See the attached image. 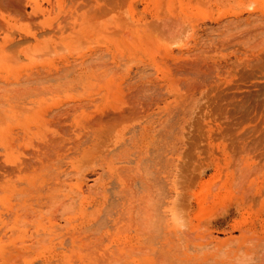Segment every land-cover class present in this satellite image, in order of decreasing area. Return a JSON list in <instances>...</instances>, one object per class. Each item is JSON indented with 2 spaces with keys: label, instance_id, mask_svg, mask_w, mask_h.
Wrapping results in <instances>:
<instances>
[{
  "label": "rangeland",
  "instance_id": "1",
  "mask_svg": "<svg viewBox=\"0 0 264 264\" xmlns=\"http://www.w3.org/2000/svg\"><path fill=\"white\" fill-rule=\"evenodd\" d=\"M263 12L264 0H0V183L6 182L7 185L14 187L15 193L18 189L21 190V186L25 189L23 182L28 176L25 170H27L26 166L32 163V152L35 151L38 143L33 135L40 121L47 122L46 119H48V126L52 127L58 126V120H64L69 125L68 127L71 124V130H76L80 124H85V121L87 123L101 116V110L109 112L110 106L116 103L119 108H127L138 95L137 90L144 87L143 89H147L143 90L146 94H140V89L141 97L142 95L145 98L146 95L149 98L156 96L150 111L152 115L149 120L153 122L152 124L155 125L159 123V119H163L164 115H160L163 114V107L176 109L172 111V134L176 158L174 159L178 163L175 162V166L179 165L178 169L175 167V170L181 172V174L175 172L177 173L176 179H179L178 185L185 179H189L190 183L189 181L188 183L194 185L201 170L205 168L200 178L201 182L203 184L210 180L215 182L213 184L210 181L211 185L209 184L214 191L209 186H206L211 189L209 191L204 186H202L203 190L199 185L194 188L197 193L196 197L191 199L192 211L188 218L190 225L188 223L185 225L187 221V219L184 220L185 211L180 209V206L181 211L178 207L175 208L176 212L174 210L173 213L176 214L173 217L171 214L168 215L171 212H165L170 224L169 229L166 230L169 231L168 234L171 232L170 234L174 237L180 232L187 233L188 245L184 244V249L179 251L180 263L182 264L183 260V264L187 261L190 264H199L201 261L200 264H203L204 253L209 252L215 246L221 247L223 243V245L233 243L232 239L238 238L241 235L240 231H245L244 227L249 228L250 233L253 229L257 233L261 231L259 235L256 234L258 237L254 235L253 238H264L262 234L264 233V179L263 183H258L257 197L254 196L258 200V195L261 194L260 203L256 200L257 203L254 202L253 205L250 203L252 206L249 204L239 211L233 208L234 205L232 206L234 194L233 197L232 194L230 195L232 198L229 193L221 192L217 196L213 194L217 183L219 184L222 181L221 178H224L223 175L226 172L224 166L226 165L223 163L226 160L230 163H235L240 159L238 163L244 160L251 161L254 165L264 164V161L261 162L264 160ZM260 24H263V27L258 28ZM259 42L262 43L259 44ZM250 45L254 46L253 49ZM198 53L203 57L196 55ZM195 55L200 59L194 57ZM189 77L192 78V82ZM200 88L205 91L200 93L202 90ZM198 94H201V98ZM67 103L78 104L77 107L87 105L86 108L81 109L86 110V114H82L86 116L80 115L72 122L66 120L68 118H66L65 111L69 106ZM96 103H100L98 109L94 108ZM107 103H111L110 106ZM56 105L59 109L67 105L63 111L65 116L61 113L62 118H54L49 112L56 110ZM37 106L41 109L39 110ZM158 107H162L161 110ZM127 121L120 124L118 132L105 130L106 136L105 134L99 136L100 142L96 144H98L97 148L100 145L102 149L98 148V152L97 149L95 150L97 156L90 159L91 165L85 164L82 169L84 177L78 180L80 182L74 180L75 175L69 179V172L72 176L74 171L68 163L62 165L60 170L68 169V172L64 171V174L68 173L66 180L76 189V193L71 195L80 197V194H77L81 190L84 192L85 198L82 204L78 202V198H74L72 207L74 210L67 212L63 209L61 212L60 209H56L48 215V211L41 208L43 213L46 212V217L40 220L38 226L33 221L34 215L31 209V212L29 209L27 211L19 209L18 194L16 198L15 195L10 196V194L5 198L1 197L0 190V264H157L155 258L158 250L156 249L160 248L157 244L161 245V243H153L152 245L156 246L154 249L152 247V251L151 248L150 251L144 250L141 241L136 238L135 228L124 225L123 227L120 224L127 223L128 212L130 214L129 207L127 210V198L132 194L130 189H126L127 183H124L125 181L120 177L124 178L126 173H130V167H136L139 154L136 153L138 149L131 144V138L134 135L137 136L142 127H146V121L145 124L142 121L141 128L135 124L136 127L133 130L128 129L132 127V123L130 120ZM163 121L157 124L158 126L155 125V129H159ZM152 124L147 126L153 129L155 126ZM70 133L67 132V135ZM71 135L74 136L72 133ZM114 140L117 141L116 144L113 143ZM110 150H114V153L119 152V156L116 154L117 158L113 155L116 159H111V161L114 160L113 163L109 161L112 157ZM121 150L124 151L122 155ZM147 153L150 151L148 150ZM177 153L180 155L177 156ZM246 153L249 155L246 156ZM99 156L100 158L110 156L109 159L106 157L109 164L103 160L105 157L102 158L105 163L101 159L98 160L104 163L102 168L105 169L103 171L105 174L100 172L101 163H95ZM214 164L219 166L217 172ZM97 165L100 166V170ZM127 169L129 171L125 172L124 170ZM96 174L102 176V179L99 178L96 181ZM126 177L129 178V175ZM94 180L96 184H93ZM51 181L52 179L47 178L44 183ZM118 181H121L123 187L125 184L124 190ZM100 182L104 184L105 192L102 191L95 196L96 201L94 202V199L90 198L88 186L90 185L92 189L96 185L95 188H97ZM133 183L130 186L138 194L139 183L137 181ZM133 203H128V205ZM33 204V207L38 206L34 202ZM10 205L13 208L18 207L19 211L16 209L18 213L12 212L13 215H10ZM95 210H99V213L96 214ZM95 217V221H99L96 225L99 227L96 234L97 239L89 241L84 239L83 229L88 226L89 220ZM90 222H92L91 225L96 223L93 220ZM117 225L119 228L115 229ZM51 231H54L53 235ZM38 232L39 234L36 235ZM256 232L249 234V237ZM248 233H246L247 236ZM66 235H68L67 238ZM37 238L39 239L36 240ZM40 239L43 241H39ZM200 247L204 249H198ZM196 249L202 250L201 253L198 254L200 251L196 253ZM138 250L139 255L138 252L136 253ZM153 250H156L154 251L155 256ZM195 254L201 257L197 263L193 258Z\"/></svg>",
  "mask_w": 264,
  "mask_h": 264
},
{
  "label": "bare ground",
  "instance_id": "2",
  "mask_svg": "<svg viewBox=\"0 0 264 264\" xmlns=\"http://www.w3.org/2000/svg\"><path fill=\"white\" fill-rule=\"evenodd\" d=\"M117 1V0H116ZM124 2V1H123ZM262 3V2H261ZM88 4V3H87ZM115 4V3H114ZM91 5V4H90ZM263 6V4H261ZM260 5V6H261ZM85 6V5H84ZM261 6V7H262ZM87 10V9H86ZM91 11V10H90ZM93 11V10H92ZM88 12V11H87ZM264 13V12H263ZM93 14V13H92ZM255 15V14H253ZM95 17V16H94ZM250 17V16H249ZM79 18V17H77ZM256 18V17H255ZM254 18V19H255ZM259 18V17H257ZM77 20V19H75ZM260 21V20H259ZM258 22V21H257ZM257 22H256V27H257ZM255 23V22H254ZM260 23V22H258ZM263 23V22H262ZM172 26V25H171ZM177 26V24H176ZM175 26V27H176ZM207 26V25H206ZM224 26V25H223ZM226 26V25H225ZM259 26H262L263 27V24L261 25H258V28ZM170 27V26H169ZM180 27V25H179ZM235 27V26H234ZM228 28V27H227ZM174 29V28H173ZM179 29V28H178ZM211 29V28H210ZM226 29V28H225ZM171 30V29H170ZM212 30V29H211ZM260 30V29H259ZM167 31V30H166ZM161 32V31H160ZM179 32V31H178ZM147 33V32H145ZM165 33V32H164ZM176 33V32H175ZM233 34V33H232ZM241 34V33H240ZM126 35V34H124ZM242 35V34H241ZM177 37V35H176ZM224 37V36H223ZM233 37V36H232ZM131 38V37H130ZM222 38V37H221ZM229 38V37H228ZM247 38V37H246ZM171 39V38H170ZM238 41V40H237ZM224 42V41H223ZM230 42V41H229ZM228 42V43H229ZM257 42V41H255ZM254 42V43H255ZM234 43V42H233ZM245 43V42H244ZM262 43V42H259V44ZM204 44V43H203ZM230 44V43H229ZM228 44V45H229ZM246 44V43H245ZM257 44V43H256ZM233 45V44H232ZM255 45V44H254ZM20 46V45H18ZM17 46V47H18ZM198 46V45H197ZM245 46V45H244ZM252 46V49H253V45H250ZM256 46V45H255ZM211 47V46H210ZM193 48V47H192ZM206 48V47H205ZM251 48V47H250ZM256 48V47H255ZM4 49V48H3ZM251 49V50H252ZM10 50V49H8ZM201 51H203L202 49H200ZM6 51V50H5ZM197 51V50H196ZM200 51V52H201ZM209 51V50H208ZM8 52V51H7ZM199 52V53H200ZM206 52V51H205ZM186 53V52H185ZM197 53V52H196ZM196 54V55H199ZM99 54V53H97ZM193 54V53H192ZM96 55V54H95ZM191 55V54H190ZM194 55V54H193ZM192 55V56H193ZM196 55L194 57H196ZM100 56V54H99ZM112 56V55H111ZM110 56V57H111ZM210 56V55H209ZM101 57V56H100ZM134 57V56H133ZM172 57V56H171ZM193 57V58H194ZM198 57V56H197ZM196 57V58H197ZM199 57H201V54L199 55ZM198 57V58H199ZM203 57V56H202ZM201 57V58H202ZM90 58V57H89ZM97 58V57H96ZM103 58V57H102ZM101 58V59H102ZM192 58V59H193ZM101 59H99L100 61H102ZM200 59V58H199ZM207 59V58H206ZM98 60V59H97ZM97 60H94V62H96ZM195 61V59H193ZM205 60V58L203 59ZM91 61V60H89ZM191 61V60H189ZM193 61V62H194ZM94 62H92L93 64H95ZM196 62H198L196 60ZM97 64L99 62H96ZM104 63V62H103ZM84 64H85V61H84ZM87 64V63H86ZM100 64V63H99ZM165 64V63H164ZM79 65V64H78ZM77 65V66H78ZM82 65V64H81ZM88 66L91 65V62H90V65L89 63L87 64ZM105 65V64H104ZM103 65V66H104ZM168 65V64H167ZM166 65V66H167ZM179 65V64H178ZM195 65V64H194ZM199 65V64H198ZM86 66V65H85ZM102 66V67H103ZM74 67V66H73ZM76 67V66H75ZM74 67V68H75ZM92 67V66H91ZM107 67V66H106ZM150 67V66H149ZM188 67V66H187ZM190 67V66H189ZM95 68V67H94ZM99 68V67H98ZM101 68V66H100ZM110 68V67H109ZM178 68V67H177ZM197 68V67H196ZM194 68V69H196ZM102 69V68H101ZM169 69V68H168ZM73 70V69H72ZM198 70V69H197ZM87 71V70H86ZM108 71V70H107ZM194 71V70H193ZM202 71V70H200ZM106 72V71H105ZM191 72V71H190ZM65 73V72H64ZM101 73V72H99ZM169 74V73H168ZM171 74V73H170ZM197 74V73H196ZM102 75V74H101ZM173 75V74H171ZM40 76V75H39ZM42 76V74H41ZM180 76V75H179ZM184 76V75H183ZM36 77V76H35ZM104 78V77H103ZM185 78V77H183ZM97 79V78H96ZM171 79V78H170ZM190 79V77H189ZM192 79V78H191ZM190 79V81L192 82V80ZM104 80V79H103ZM158 80V79H157ZM26 81V80H25ZM99 81V80H98ZM189 81V82H190ZM195 81V80H194ZM104 82V81H103ZM179 82V81H178ZM182 82V81H181ZM187 82V83H189ZM196 82V81H195ZM185 83V82H183ZM186 83V84H187ZM194 83V82H193ZM197 83V82H196ZM218 83V82H217ZM23 84V83H22ZM143 84V83H142ZM178 84V83H177ZM1 85V84H0ZM135 85V83H134ZM192 85V84H190ZM200 85V84H198ZM216 85V84H215ZM117 86V85H116ZM119 86V85H118ZM122 86V85H120ZM146 86V85H145ZM3 87V86H1ZM9 87V86H8ZM12 87V86H11ZM155 87V85H154ZM188 87V85H187ZM26 88V87H25ZM36 88V87H35ZM118 88V87H117ZM134 88V86H133ZM144 88V87H143ZM141 89V88H136V90L138 91V95H136V98L134 97V101L132 100V102L129 103V105L127 106L125 104V101H124V104L127 106V108H119L116 106V104H112L113 106H110L111 103H107V105L110 106L111 110L108 112V110H101V116H99L98 118L94 119V120H91L89 122L86 123L85 121V124H80L78 126V128H76V130H71L70 128L72 127L71 124L69 123V121L71 120V122L73 120H76L74 118H77L78 119V116L82 115L85 113L84 110H81L82 107H85L86 106L82 105V106H78L79 102L77 105H71V103H67L69 106L67 105H63L61 107V109H59V107H57L56 105V110H51L49 111L52 115V117H61L64 115V112L65 111V106H67V112L65 111V115L67 116L66 120H69L67 121V123L70 124V127H68L69 125L66 124V122L64 120H58V126H48L49 123L48 122V119L46 124L45 122L42 120L38 123V127H37V130H35L34 132V135L33 137H35L38 141L37 145L35 146V151L32 152V163L29 164L28 163V160L27 163L29 165H27L25 171H27L28 173V176H26L24 178V184H25V189H22L23 186H21V190H17L16 193H15V188L10 185H7L6 182H2L0 183V190H1V197H5L8 196V194H10V196H14L15 198L17 196H19V209L20 210H23L25 209V211H27V209H31L32 210V214L34 215V218L32 216V219L36 225H40V220L43 218H45V213L48 211V215L50 213H52V211H56V209H60L61 212L62 210L64 209L67 210V212L69 210L72 209L73 207V203H74V198H78V202L80 204L83 203V198H85L83 196V193L82 190L80 193H78L77 195L80 194V197H77V196H73L71 195L72 193H76V189H74L75 187H72V184L68 183L66 179H69L71 177H73L74 175V178L76 177V179H74L76 182L78 180H80L83 176V167L85 166V164L87 165H91L90 163L92 162L90 159H94L95 156H97V152H98V148L102 149L99 145V147L97 148L98 144H96V142L99 141V136L105 134L106 136V131L107 132H118L119 130V126L120 124H124V122H126L127 120L132 123V127H128V129H134V127L136 126H141L142 125V121L144 122L145 124V121H146V127H140L141 129L138 131L137 133V136L134 135L132 136L133 138H131V144L133 146H135L138 150L136 151L137 154H139V157L137 158V162L135 164V168H129L130 170V173H126V175L124 176H121L120 178L123 179V181H125L124 183H127L126 185L129 187H126L125 184H124V187L122 185V183H120V185H122L121 187L123 188V190L125 189H130L132 191V194L129 196V198H127V210H128V207H129V210H130V214L128 212V215L127 216V223H120L122 226H132L133 228H135V231H137V234H136V238L141 241L140 245L145 249H150L152 251V247L154 249V246L156 245H152L153 243L156 244L157 242L161 243V245H158L160 248L156 249L158 250L157 251V256H156V262L157 264H181L180 263V259H178L179 257V251H181V249H184V244L186 245L187 244V233H181L180 234H175V236L173 237V235H171L170 233L168 234V232L166 230L169 229L170 227V224L167 220V214L165 212L169 211L171 213H168L171 214V216L173 217L176 213H173L174 210L176 212V209L178 207V210H180L181 208L183 209V211H185V221L187 219V221L185 222L187 225V223L190 225V223L188 222V218H189V215H190V211H192V201L191 199H193L194 197H196V189H194L195 187H197L198 185L201 186L200 189H202L206 186H209V184L213 181H206L204 184L201 182V176L202 174H204L205 172V169H202L200 174H199V177L197 178V180L195 181L194 185H190V181L189 179H185L182 181V183L180 185H178V180L179 179H176L177 177V173L175 172H178V170L176 171L175 169L177 168V166H175V162L176 164L177 163V160H175V155H174V141H173V117H172V111L176 110H171L170 108H167V107H163V114H160V115H164L163 119H159V123L157 124H160L162 123L161 121H163V124L159 125V129H155L157 124H152L153 122H150L149 118L151 117V105L153 107L154 105V98L156 97H152L149 96L147 97L146 95V98L144 97V95L146 94V90L147 89ZM159 88V87H158ZM195 88V87H193ZM197 88V86H196ZM206 88V87H205ZM209 88V87H208ZM12 89V88H11ZM14 89V88H13ZM120 89V88H119ZM132 89V88H131ZM141 89V92L140 91V94L144 93V95H141L139 94V90ZM202 89V88H200ZM200 89H198L200 91ZM207 89V88H206ZM189 90V89H187ZM194 90V89H193ZM192 90V92H193ZM115 91V90H113ZM119 91V90H118ZM129 91V90H128ZM195 91V90H194ZM204 92L205 90H201V92ZM117 92V91H116ZM148 92V91H147ZM191 92V91H190ZM191 92V94H192ZM199 93V92H198ZM190 94V95H191ZM204 95V93H202ZM151 95V94H150ZM199 95V98L201 94H198ZM129 96V95H128ZM127 96V97H128ZM138 96V97H137ZM141 97V98H139ZM144 97V98H143ZM104 98V97H103ZM133 98V97H132ZM192 98V97H190ZM198 98V99H199ZM124 99V98H122ZM139 99V100H138ZM154 99V100H153ZM193 99V98H192ZM205 99V98H203ZM111 100V99H109ZM157 100V99H156ZM161 100V99H159ZM157 100V101H159ZM185 100V99H184ZM187 100V99H186ZM206 100V99H205ZM182 101V100H181ZM191 101V100H189ZM196 101V100H195ZM194 101V102H195ZM228 101V100H227ZM231 101V100H230ZM86 102V101H85ZM84 102V103H85ZM111 102V101H110ZM163 102L165 103V101L163 100ZM193 102V101H192ZM202 102V101H201ZM45 103V102H44ZM43 103V104H44ZM114 103V102H113ZM186 103V102H185ZM62 104V103H61ZM66 104V103H65ZM88 104V103H87ZM91 104L93 105V103L91 102ZM97 105L94 107L96 109H98V107L100 106V103H96ZM170 105V103H168ZM183 103H181L182 105ZM191 104V103H190ZM194 105V103H192ZM196 104V103H195ZM95 105V104H94ZM103 105V104H102ZM125 106V107H126ZM159 106V105H158ZM177 106V105H176ZM192 106V105H191ZM189 106V108L191 107ZM195 106V105H194ZM38 107V106H37ZM41 107V106H40ZM47 107V106H46ZM45 107V108H46ZM49 107V106H48ZM47 107V108H48ZM64 107V108H63ZM103 107V106H102ZM101 107V108H102ZM160 107V106H159ZM158 107V108H159ZM161 107V108H162ZM197 107V106H196ZM44 108V107H43ZM50 108V107H49ZM48 108V109H49ZM55 108V107H54ZM83 108V109H85ZM104 108V107H103ZM107 108V106H106ZM161 108H159L161 110ZM172 108V107H171ZM175 108V107H174ZM180 108V107H179ZM188 108V109H189ZM193 108V107H192ZM38 109L40 110L41 108L38 107ZM48 109H45L46 111ZM51 109V108H50ZM93 109V108H92ZM195 109V108H194ZM2 110V109H1ZM100 110V109H99ZM179 110V109H178ZM185 110H187L185 108ZM191 110V109H189ZM193 110V109H192ZM191 110V111H192ZM196 110V109H195ZM6 111V110H4ZM3 111V112H4ZM42 111V110H41ZM91 111V110H90ZM154 111V110H153ZM152 111V113H153ZM182 111V110H180ZM23 112V111H22ZM44 112V111H43ZM88 112V111H87ZM94 112V111H93ZM150 112V113H149ZM187 112V111H186ZM203 112V111H202ZM201 112V113H202ZM207 112V111H206ZM61 113L63 115H61ZM89 113V112H88ZM191 113V112H190ZM45 114V113H44ZM43 114V115H44ZM86 114V113H85ZM91 114V113H89ZM93 114V113H92ZM98 114V113H97ZM96 114V115H97ZM188 114V113H187ZM206 115V113H204ZM64 115V116H65ZM159 115V113H158ZM192 115V114H191ZM3 116V115H2ZM84 116V115H82ZM86 116V115H85ZM84 116V117H85ZM89 116V115H87ZM93 116V115H92ZM155 116V115H154ZM51 117V118H52ZM84 117H82L84 119ZM106 117V118H104ZM65 118V117H64ZM104 118V119H103ZM145 118V119H144ZM189 118V117H188ZM44 119V120H45ZM106 119V121H105ZM143 119V120H142ZM158 119V118H157ZM183 119V118H182ZM53 120V119H52ZM51 120V121H52ZM142 120V121H141ZM148 120V121H147ZM56 121V120H55ZM79 121V120H78ZM81 121V120H80ZM79 121V122H80ZM83 121V120H82ZM127 121V122H128ZM54 122V121H53ZM52 122V124H53ZM57 122V121H56ZM77 121H75L76 123ZM141 122V123H140ZM183 122V121H182ZM73 123V124H75ZM130 125V123H128ZM136 124V126H135ZM143 124V125H144ZM153 125L155 127L150 128V126H147V125ZM77 125H78V122H77ZM158 126V125H157ZM69 128V130H68ZM74 128V127H73ZM158 128V127H157ZM172 128V129H171ZM110 129V130H108ZM121 129V128H120ZM127 129V128H126ZM127 129V130H128ZM68 130V131H67ZM114 130V131H113ZM105 131V133H104ZM67 132H71L74 136L71 135V133L69 135H67ZM77 132V134H76ZM129 133V132H128ZM109 134V133H108ZM107 134V135H108ZM123 133H121L122 135ZM67 135V137H66ZM115 135V133L113 134ZM120 135L121 137V140L123 139L122 136ZM69 136V137H68ZM72 136V137H70ZM111 136V134L109 135ZM108 137V136H107ZM118 137V136H117ZM119 137V138H120ZM124 137V136H123ZM111 138V137H110ZM15 140V139H14ZM104 141V139H103ZM108 141L109 138H108ZM120 141V139H119ZM179 141V140H178ZM100 142V141H99ZM98 142V143H99ZM111 142V141H110ZM14 143V142H13ZM103 144V142H101ZM106 143V141H105ZM114 144L117 143L116 140L113 141ZM68 147H67V145ZM119 144V143H118ZM107 145V144H106ZM122 145V144H121ZM110 146V145H109ZM108 146V147H109ZM176 146V144H175ZM103 147V146H102ZM117 147V146H116ZM134 147V149H136ZM149 147V148H148ZM104 148H105V145H104ZM123 148V147H121ZM97 149V152L95 154V150ZM107 150V149H106ZM115 150V149H114ZM113 150V151H114ZM149 150L150 153H147V151ZM64 151V152H63ZM112 150L109 151V153L112 155V157L110 156H106L107 158L110 157L109 161L110 162H114V160H116L113 155H115V157L118 155V153H114ZM180 151V149H179ZM68 152V154L66 153ZM100 152V151H99ZM105 152V151H104ZM244 152V151H243ZM247 152V151H246ZM106 153V152H105ZM108 153V152H107ZM124 153V151L122 152L121 150V155ZM178 153H181V152H178ZM177 153V156L180 155ZM213 153V152H212ZM117 154V155H116ZM248 153H246V156H247ZM99 155V153H98ZM106 155V154H105ZM120 155V156H121ZM125 155V154H124ZM220 155V154H219ZM218 155V156H219ZM245 155V154H244ZM243 155V156H244ZM249 155V154H248ZM31 156V155H30ZM29 156V157H30ZM119 156V155H118ZM213 156V155H212ZM215 156V155H214ZM239 156V155H238ZM264 156V155H263ZM28 157V158H29ZM105 156H99V158H97V161L96 162H99L98 160L102 158H104ZM105 157V159H106ZM123 158L126 157V156H122ZM137 157V156H136ZM228 157V156H227ZM96 158V157H95ZM114 159L113 161H111V159ZM117 158V157H116ZM121 158V157H120ZM121 158V159H123ZM175 158V159H174ZM245 158V156H244ZM103 159L106 164L108 163V159ZM119 159V157H118ZM178 159V158H177ZM212 159V158H211ZM215 159V158H214ZM226 158H224L225 160ZM248 159V158H247ZM100 160L99 163H101L102 161ZM175 160V161H174ZM236 160V158H235ZM240 160V159H238ZM238 160L235 161V163H230L229 160H226L225 163H223L225 168H226V172L225 174L223 175L224 178L222 177L220 181V178H219V184L217 183V187L215 188V193L214 196H217L218 194H220L221 192H224V193H229V196L231 195L233 197V194H234V200H232V206L233 208H235L236 211H239V210H242L244 209V207L246 208L250 203H253L256 202L257 199H255L257 196H256V190H258V183H263V179H264V164L262 163L260 165V163L254 165L251 161H244L241 163V161L238 163ZM30 161V160H29ZM93 161V162H94ZM103 161V162H104ZM121 161V160H120ZM128 161V160H127ZM136 161V160H135ZM179 161V160H178ZM208 161V160H207ZM206 161V162H207ZM264 160H261V162H263ZM104 162V163H105ZM119 162V160H118ZM124 162V161H123ZM134 162V161H133ZM25 162V165L27 164ZM64 163H68L71 167V169L74 171V173L72 174L71 176V172H69L68 176L65 172L64 174V171H67L68 172V169L67 170H63L61 171V167L62 165H64ZM94 163V164H95ZM98 163V164H99ZM104 163H101L100 166L102 168V166L104 165ZM129 163V162H128ZM68 164H66L68 166ZM109 164V163H108ZM142 164V165H141ZM86 165V167H87ZM110 165H113V164H110ZM109 165V166H110ZM141 165V166H139ZM231 165L232 166V170H231ZM99 166V165H97ZM100 166L98 167V169L100 170ZM144 166V167H143ZM215 166V171L217 172V170L219 169V166L218 164H214ZM92 167V166H91ZM111 167V166H110ZM109 167V168H110ZM140 167V168H139ZM176 167V168H175ZM211 167V166H210ZM105 168V167H104ZM106 168H108L106 166ZM112 168V167H111ZM122 168V167H121ZM86 169V168H85ZM84 169V170H85ZM115 169V168H114ZM135 169V170H134ZM178 169V168H177ZM181 169V168H180ZM105 169H101V173H104ZM111 170V169H110ZM110 170L109 173H110ZM128 169L127 170H124L125 172L129 171ZM21 171V170H20ZM71 171V170H70ZM92 171V169H91ZM116 171H119V170H116ZM133 171V172H132ZM95 172V171H94ZM93 172V173H94ZM97 172V171H96ZM95 172V173H96ZM99 172V174H100ZM121 172V171H120ZM132 172V174H131ZM180 172V170H179ZM178 172V174H179ZM184 172V171H183ZM20 173V172H19ZM98 173V172H97ZM21 174V173H20ZM63 174V175H61ZM105 174V173H104ZM104 174H101L104 176ZM112 174V172L110 173ZM123 174V173H122ZM121 174V175H122ZM131 174V175H130ZM181 174V172H180ZM184 174V173H183ZM98 174H96V178L95 180L97 181V179L101 178L102 179V176H97ZM118 175V174H117ZM129 175V179L128 176ZM62 176V178H61ZM68 176V177H67ZM119 176V175H118ZM131 176V177H130ZM24 177V176H23ZM105 177V176H104ZM126 177V179H125ZM47 178H50L52 179L51 182L49 183H44L45 180H47ZM63 178L65 180H63ZM119 178V180H120ZM178 178H180L178 176ZM94 180V183L93 184H96ZM127 180H131L130 182H126ZM139 183V193L137 194V191H135L133 189L132 184H134L133 182H136ZM189 181V183H188ZM72 182V181H71ZM80 182V181H78ZM218 182V181H217ZM192 183V182H191ZM213 183V182H212ZM129 184V185H128ZM131 184V186H130ZM203 184V185H202ZM215 184V182L213 183ZM46 185V186H45ZM119 185V184H118ZM190 185V186H189ZM211 185V184H210ZM88 186V184H87ZM86 186V188H87ZM94 186V185H93ZM216 186V185H214ZM89 190V194H90V198L94 199L95 196H97L100 192H105V188H104V184H102L101 182L98 183L97 185V188L96 185L94 186V188L92 187V189L90 188L91 186L89 185L88 186ZM120 187V188H121ZM210 187V186H209ZM121 188V189H122ZM133 190H132V189ZM181 188V189H180ZM212 188V186L210 187ZM209 188V189H210ZM45 189V190H43ZM199 189V190H200ZM206 189L209 191V189L206 187ZM213 191H214V188H212ZM42 190V191H41ZM203 190V189H202ZM211 190V189H210ZM261 190V189H260ZM264 190V189H263ZM134 191V192H133ZM122 192V190L120 191ZM130 192V191H128ZM261 192V191H260ZM15 193V194H14ZM135 193V195L133 194ZM208 193V192H207ZM210 193V192H209ZM16 194H18L16 196ZM87 194V195H89ZM128 194V193H127ZM137 194V195H136ZM211 194V193H210ZM209 194V195H210ZM213 194H211V196H213ZM76 195V194H75ZM86 195V194H85ZM119 195V194H118ZM125 195V194H124ZM258 195V194H257ZM201 196V195H200ZM230 196V197H231ZM255 196V198H254ZM231 197V198H232ZM87 198V197H86ZM215 198V197H214ZM259 198L261 199V194L258 195V200L257 202H259ZM13 199V198H12ZM220 199V197H219ZM4 200V199H3ZM67 200H70L67 202ZM121 200V199H120ZM11 201V200H10ZM66 201V202H65ZM93 201V200H91ZM96 201V199H94V202ZM225 201V200H224ZM16 202V201H15ZM33 202L38 205L37 207H33ZM134 202V203H133ZM180 202V203H179ZM197 202V200H196ZM201 202V201H200ZM214 202V201H213ZM220 202H221V199H220ZM231 202V201H229ZM256 202V203H257ZM128 203H133V204H129ZM179 203V204H178ZM204 203V202H203ZM222 203V202H221ZM255 203V204H256ZM260 203V202H259ZM98 204V202H97ZM135 204V206H134ZM200 204V203H198ZM197 204V205H198ZM214 204V203H213ZM16 205V206H17ZM133 205V206H132ZM196 205V206H197ZM201 205V204H200ZM250 204V206H252ZM258 205V204H257ZM14 206V207H16ZM123 206V205H122ZM176 206V207H175ZM179 206H180V209H179ZM255 206V205H254ZM18 207L17 208H13L11 207L10 205V209L9 211L11 210V212L9 213L10 215H13V213H18L16 212V209L17 211L18 210ZM132 207V208H131ZM36 208V209H34ZM42 208V210H45L46 212L43 213V211H41L40 209ZM176 208V209H175ZM202 208V207H201ZM14 209V211H13ZM39 209V210H37ZM28 210V211H29ZM30 210V212H31ZM59 210V211H60ZM74 210V209H72ZM125 210V209H124ZM177 210V211H178ZM181 211V210H180ZM198 211V210H197ZM261 211V210H260ZM13 212V213H12ZM24 212V211H23ZM58 212V211H57ZM263 212V211H262ZM12 213V214H11ZM20 213V212H19ZM29 213V212H28ZM27 213V215H28ZM55 213V212H54ZM71 213V212H70ZM95 213L98 214L99 213V210H95ZM166 215H165V214ZM181 213V212H180ZM198 213V212H196ZM195 213V214H196ZM30 214V213H29ZM183 214V212H182ZM194 214V215H195ZM62 215V213H61ZM30 216V215H28ZM170 216V215H169ZM17 217V216H16ZM24 217V216H23ZM40 219H38V218ZM90 219V217H88ZM116 219V218H115ZM93 220L94 222H96V217L94 219H91ZM91 220H89L88 222V226H86L85 229H83V234H84V239H88L89 241L91 240H94V239H97L96 238V234H97V231L99 229V227H96L97 224H99V221L97 220V222L93 225H91L92 222H90ZM112 220V219H111ZM174 220V219H173ZM67 221V220H66ZM109 221V220H108ZM42 222V221H41ZM173 222V221H172ZM198 222V221H197ZM196 223V222H195ZM259 223V222H258ZM116 224V223H115ZM264 225V224H263ZM262 225V227H263ZM76 226V225H75ZM120 226V227H122ZM123 226V227H124ZM255 226V224H254ZM85 227V226H84ZM253 227V226H251ZM83 228V227H82ZM119 228L118 225L115 229ZM128 228V227H127ZM255 228V227H253ZM131 229V228H130ZM190 229V228H189ZM243 229V228H242ZM245 231H240V236L236 239H232L233 243L229 242V243H226L225 245H221V247H218L215 246L214 248H212L209 252L207 253H204V256H203V264H264V238H253L255 237L254 235L260 233L261 231H259L258 233L254 230L251 231V233L253 232H256L255 234H252V237H249L251 234L250 231L248 230L249 228H245ZM74 230H77V229H74ZM81 230V229H80ZM79 230V232H80ZM196 230V229H195ZM251 230V229H250ZM257 230V229H256ZM263 230V229H262ZM175 231V230H174ZM264 231V230H263ZM37 232V231H36ZM49 232V231H48ZM52 235L54 234L53 232L54 231H51ZM78 232V233H79ZM248 233V236L246 235V233ZM68 233V232H67ZM193 233V232H192ZM39 234L36 233V235ZM43 234V233H42ZM45 234V233H44ZM173 234V233H172ZM263 236H264V233L262 232ZM259 235V234H258ZM258 235H256V237H258ZM35 236V235H34ZM63 236V235H62ZM68 235H66V238H67ZM45 237V236H44ZM43 237V238H44ZM47 237V236H46ZM72 237V236H71ZM78 237V236H77ZM189 237V236H188ZM260 237H262V235H260ZM42 238V239H43ZM58 238V236H57ZM65 238V240H66ZM39 238H37L36 240H38ZM48 239V238H47ZM54 239V238H53ZM64 239V238H63ZM62 239V240H63ZM76 239V238H75ZM74 239V240H75ZM82 239V238H81ZM199 239V238H197ZM34 240V239H33ZM45 240V238L43 239ZM43 240H39V241H43ZM68 240V239H67ZM71 240V239H70ZM196 240V239H195ZM202 240V239H201ZM35 241V240H34ZM64 241V240H63ZM62 241V242H63ZM76 241V240H75ZM81 241V240H80ZM137 241V240H136ZM230 241V240H229ZM77 242V241H76ZM156 242V243H155ZM38 243V242H37ZM64 243V242H63ZM74 243V242H73ZM44 244V243H43ZM137 244V243H136ZM212 244V243H211ZM210 244V245H211ZM95 245V244H94ZM139 245V244H138ZM139 245V246H140ZM188 245V244H187ZM90 246V245H89ZM91 246H93L91 244ZM204 246V245H203ZM206 246V245H205ZM208 246V245H207ZM87 247V246H86ZM190 247V246H189ZM88 248V247H87ZM85 248L84 250L86 251ZM139 248V247H138ZM141 248V247H140ZM93 249V248H92ZM186 252H187V248H185ZM198 249H204L203 247L201 248H198ZM94 250V249H93ZM142 250V249H140ZM149 250V251H150ZM156 250H153V255L155 256L156 255ZM194 251V249H192ZM207 250V249H205ZM209 250V249H208ZM82 251V250H81ZM88 251V250H87ZM86 251V252H87ZM95 251V250H94ZM143 251V250H142ZM191 251V252H193ZM196 253H201L202 250H197L196 249ZM135 252V251H134ZM138 252V255H139V250L136 251V253ZM190 252V254H191ZM204 252V251H203ZM48 253H50V250L48 249ZM130 253V252H129ZM133 253V252H132ZM131 253V254H132ZM152 253V252H151ZM143 254V252L141 253ZM140 254V255H141ZM146 254H147V251H146ZM150 254V252H149ZM198 254H195L193 256L194 258V261L197 263L199 260H200V255ZM75 255H78V254H75ZM94 255V254H93ZM96 255V254H95ZM152 255V256H153ZM145 256V255H144ZM149 256V255H148ZM139 257V256H138ZM141 257V256H140ZM186 257V256H185ZM188 257V256H187ZM190 257V256H189ZM192 259V257H191ZM154 260V259H153ZM190 260V259H188ZM187 261V260H186ZM191 261V260H190ZM178 262V263H176ZM188 262V261H187ZM186 264H190L189 262ZM184 263H185V258H184ZM201 263V261H200ZM199 263V264H200ZM182 264H183V260H182Z\"/></svg>",
  "mask_w": 264,
  "mask_h": 264
}]
</instances>
